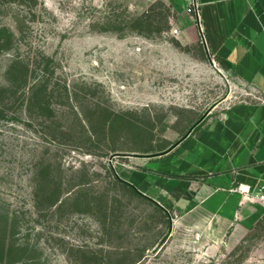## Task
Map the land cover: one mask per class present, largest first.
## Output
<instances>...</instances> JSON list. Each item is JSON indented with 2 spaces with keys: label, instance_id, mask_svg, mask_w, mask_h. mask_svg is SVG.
<instances>
[{
  "label": "rangeland",
  "instance_id": "rangeland-1",
  "mask_svg": "<svg viewBox=\"0 0 264 264\" xmlns=\"http://www.w3.org/2000/svg\"><path fill=\"white\" fill-rule=\"evenodd\" d=\"M190 2L0 0V264H264L261 199H180L201 134L261 97Z\"/></svg>",
  "mask_w": 264,
  "mask_h": 264
},
{
  "label": "crops",
  "instance_id": "crops-1",
  "mask_svg": "<svg viewBox=\"0 0 264 264\" xmlns=\"http://www.w3.org/2000/svg\"><path fill=\"white\" fill-rule=\"evenodd\" d=\"M197 2L210 54L236 83L261 97L246 99L225 124L214 123L201 134L196 154L187 155V160L203 157L211 172L195 191L187 190L180 199L191 198L196 206L213 212L235 213L242 206L250 214L253 201L259 199L257 186L264 182V0ZM190 28L201 38L195 19ZM183 183L178 187L186 188ZM240 184L249 192L237 189ZM259 202L264 211V201Z\"/></svg>",
  "mask_w": 264,
  "mask_h": 264
},
{
  "label": "built area",
  "instance_id": "built-area-1",
  "mask_svg": "<svg viewBox=\"0 0 264 264\" xmlns=\"http://www.w3.org/2000/svg\"><path fill=\"white\" fill-rule=\"evenodd\" d=\"M188 11L192 13V15L194 16V19L200 29V35H201V39L203 40L204 43H207L206 41V36H205V32H204V27L202 25V21L200 18V10H199V3L197 2V0H191L189 7H188ZM174 33H178L179 29L178 28H173L172 30ZM237 189L242 190L244 192H249V188L244 187L242 184H240ZM257 194L256 196L264 201V182L259 184L257 186Z\"/></svg>",
  "mask_w": 264,
  "mask_h": 264
},
{
  "label": "trees",
  "instance_id": "trees-1",
  "mask_svg": "<svg viewBox=\"0 0 264 264\" xmlns=\"http://www.w3.org/2000/svg\"><path fill=\"white\" fill-rule=\"evenodd\" d=\"M5 216H6V219L9 220L8 215L6 214ZM6 223H8V221H7ZM0 243H1V242H0ZM1 249H4V247H3V246H0V257H2V253H3V251H4V250H1ZM15 249H16V248H15ZM11 252H13V251H11ZM7 253H8V252H7Z\"/></svg>",
  "mask_w": 264,
  "mask_h": 264
}]
</instances>
